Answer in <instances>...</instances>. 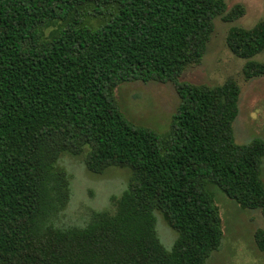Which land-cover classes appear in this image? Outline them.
Masks as SVG:
<instances>
[{"label":"trees","instance_id":"1","mask_svg":"<svg viewBox=\"0 0 264 264\" xmlns=\"http://www.w3.org/2000/svg\"><path fill=\"white\" fill-rule=\"evenodd\" d=\"M245 12L225 0H0V264H209L224 238L209 182L264 215V139L236 142L238 81L181 80L215 19ZM227 44L247 79L264 76V21L233 26ZM135 81L175 84L169 131L125 114L117 89ZM65 154L94 174L131 170L114 210L83 227L53 224L71 198ZM157 211L177 233L171 250Z\"/></svg>","mask_w":264,"mask_h":264},{"label":"rangeland","instance_id":"2","mask_svg":"<svg viewBox=\"0 0 264 264\" xmlns=\"http://www.w3.org/2000/svg\"><path fill=\"white\" fill-rule=\"evenodd\" d=\"M228 9L242 3L245 15L227 22L215 19V31L201 64L189 67L181 80L193 83L223 84L229 78L241 87L240 110L234 122L235 139L239 144L260 137L264 139V76L247 79L243 69L246 59L236 56L227 44L233 26L252 28L264 21V0H225ZM264 61V51L254 57ZM117 97L125 114L135 123L155 128L160 132L170 130L173 114L180 104V96L173 82L124 83L117 89ZM60 164L72 176L71 198L65 210L54 219L60 228L86 226L94 211L114 210L112 196L121 195L131 175L129 168L109 167L103 174L91 173L80 158L64 155ZM264 178V166H263ZM208 188L214 193L220 208L224 238L219 250L213 252L209 264H264V250L256 241V232L264 230L261 210L248 209L232 200L213 182ZM157 233L163 245L171 250L177 233L168 226L157 211Z\"/></svg>","mask_w":264,"mask_h":264}]
</instances>
